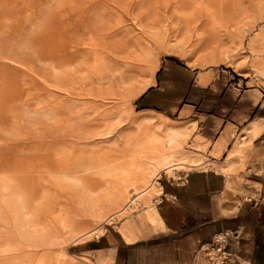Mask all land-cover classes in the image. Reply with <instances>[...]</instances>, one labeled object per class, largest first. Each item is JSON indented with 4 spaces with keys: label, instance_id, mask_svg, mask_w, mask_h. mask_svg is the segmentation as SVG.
<instances>
[{
    "label": "rangeland",
    "instance_id": "1",
    "mask_svg": "<svg viewBox=\"0 0 264 264\" xmlns=\"http://www.w3.org/2000/svg\"><path fill=\"white\" fill-rule=\"evenodd\" d=\"M196 1L0 0V264H113L110 255L102 254L116 246H120L121 251L114 258L115 264H158L161 261L171 264L175 256L172 245L188 232L190 224L203 217L198 209L205 204L206 195L201 194V191H207L206 186L214 189V204L222 197L219 187L223 174L234 183V188L224 195L228 202L223 209L229 210L239 201V206H264L244 200L245 196H252L260 190L252 180L257 173L264 176V160L260 155L264 144L258 141L254 147L247 133L236 138L237 129L256 117L258 102L264 96L263 78L250 70L249 62L253 56L248 49L255 40L256 32L263 27L264 18L260 19L257 11L252 9L251 18L246 20L248 25L243 26L242 54L246 55L247 64H243L240 72L224 64H199L195 61V66H189L186 58L180 57L178 40L171 32H174V24L180 25L182 14H197L198 11L193 9ZM222 1L231 3L234 0ZM236 1L250 3V0ZM138 12L155 14V17L163 18V24L170 21L174 24L165 30V36L155 39L159 43L152 47L154 49H151L152 53L145 62L140 63L143 66L137 65L143 67L146 73H153L154 64H159L157 72L160 70V74H153L156 84L150 87L151 90L141 101L132 99L131 103H126L122 98L124 94L116 87L126 68H122L123 64L119 61L121 66L114 61L118 60L119 55H129L133 49L129 46L122 54L112 47H117L119 41L130 45L139 38V29L131 19V14ZM171 14L176 15V18L171 17ZM200 19L203 20L202 17ZM89 40L94 45L90 46ZM94 46L99 61H93V64L89 51ZM85 61L92 65V68L87 65L89 71H86L89 69L86 64L85 67L82 64ZM106 63L111 66L110 70H105L104 66L108 67ZM117 68L119 70L116 71ZM246 71L249 72L247 76L243 74ZM86 77L92 79L87 81ZM113 84L115 88L111 86ZM78 106L88 110L81 108L80 111ZM111 106L118 112L121 124H110V132L103 142L101 133L105 125L101 114L106 110L104 108ZM76 109L78 112L75 113ZM147 109L162 112L163 118L170 122L173 120L172 123L176 125L192 124L184 147L198 150L209 159L206 167L185 172L188 175L182 179L184 173L178 167L175 176L163 173L171 174V171H161L158 179L159 174L153 179L154 183L158 180L169 189L182 188L180 195L184 198L192 193L196 195H193L189 207H182L184 229L176 234L167 230L157 233L150 230L157 224L156 220L147 219L148 211L155 209L154 199L159 200L158 186L155 187L154 183L148 198H138L139 206L129 207L124 214L109 217L125 205L126 199L110 206L111 200L105 193L114 180L110 176H102L99 169H103L107 163L122 165L127 160L125 156L135 148L132 139L141 138L144 132L154 130L149 124L139 122V119L125 130L129 140L119 141L115 138L132 119L149 114L144 112ZM77 114L82 118L79 119ZM79 121L86 125L90 123L87 133L77 129ZM228 128L230 136L227 144L222 149L219 147L216 153L213 141ZM198 134L208 138V146L202 143ZM61 137L63 140L58 141ZM235 140L240 141L239 145L242 144L240 152L229 160L230 168L224 164L225 167L220 163L224 159L227 162V151L233 147ZM91 158L97 167L94 169L97 173L94 174L82 170ZM252 163H255L254 166ZM184 168L188 169L187 166ZM59 169L77 171L74 175L84 178L90 188L99 193L98 203L102 205L104 201L103 218L99 219L91 213L89 199L82 193L81 187L72 180L61 179ZM184 184L189 187L184 189ZM137 187L138 191L143 188L142 185ZM238 187L243 191H239ZM160 201L156 203L157 207L162 206L167 210H171L174 203L176 206L182 204L172 197L162 203ZM220 212L223 214L222 210ZM59 216L67 217L68 226L66 224L63 227L58 222ZM28 221V226L32 224L29 228L26 224ZM35 223L37 229L34 228ZM98 227V237L93 233L87 238L81 237ZM127 234L140 236L141 241L126 248L121 237L126 240ZM98 240H102L100 245L103 244L104 248L95 247L99 244ZM207 242H200L195 247V257ZM233 242L235 239L231 236L229 249L235 253ZM61 253L65 254L66 260L59 256ZM200 257L204 264H208L202 255ZM234 260L236 258L231 259L229 264Z\"/></svg>",
    "mask_w": 264,
    "mask_h": 264
},
{
    "label": "bare ground",
    "instance_id": "2",
    "mask_svg": "<svg viewBox=\"0 0 264 264\" xmlns=\"http://www.w3.org/2000/svg\"><path fill=\"white\" fill-rule=\"evenodd\" d=\"M217 1L218 0H197L196 3L193 5V9H196L198 11L197 14H194V15H196V17L193 18L194 15L191 13L190 14L187 13V15L182 14V18L180 20V25H177V26H176V24H174V22L172 23L170 21L171 17L176 18V15L172 16L173 14H171V17L168 18V20L170 19L169 20L170 22L166 21L167 23H164V24H163V22H164L163 18H160V16L155 17L154 16L155 14L149 15L148 13H142V12L131 14L132 15L131 19H132L133 23L139 29V31L137 33V35L139 34V38L137 37V39L134 40L132 42V44H130V45H128V43L126 45V42H124V41H123L124 43L119 41L117 47H115V45L112 47V49L114 48L115 50L117 48L118 53H122V52L126 51L129 46H131L133 49V51L132 50L130 51L129 55L124 56V55L118 54L119 55L118 60L114 59L115 60L114 62H117V64L120 62L123 64V65L121 64L122 68H124V67L126 68L123 70L124 72L126 70V74H124V72H122L123 74L121 73V77H120V80L118 81V84L115 83L116 87L120 90V92H122V94H124V95H122V98L124 99V101L126 103H131L130 101L132 99L138 100L141 96H143L147 92V90L150 87H152L155 84L156 80H155V77L153 74H155V72H157V70L159 68V64H157V63L154 64V70L155 71L153 73L152 72L146 73L144 68L141 67L143 65H141L140 63L145 62L146 58L148 56H150V54L152 53L151 52L152 47L156 43H159V42H156L155 39L160 38V36L161 37L165 36V34H166L165 30H167V28L170 27V25L172 26L173 24H174V32H171V33H174V35L173 34L172 35L175 36L176 39L178 40L177 46H178V51L181 53L180 57H182V56L185 57L187 60V64L189 66H195L194 65L196 63L195 61L199 62V64H200V62L201 63L204 62V64L209 63L211 65L224 64L227 66H232L236 71L240 72V68L244 67L243 64H245V65L247 64V60L245 59L246 55L243 56V54H242V50H243L242 33H244V29H245L243 26L248 25L246 23L247 22L246 20H249L251 18L250 13H251L252 9H255L257 11V14L259 15L260 19L264 18V10H262V9H264V7L261 9V7L264 6V0H250V3H245L244 1H241L242 2L241 3L240 1H236V0L231 1V3H230V1H227V2H223L222 0H219V2H217ZM177 17H179V15H177ZM200 17H202L203 20L200 19ZM172 21H173V19H172ZM169 29L171 31V28H169ZM172 31H173V29H172ZM90 38H91V36H90ZM263 38H264V28H262L261 30L256 32L255 40L248 46V49L250 50V52L252 53V56H253L249 62L250 70L254 71L253 73H255V75H257V76L259 75L264 79V44H262V43H264ZM138 39H139V41H137ZM257 41H259V43ZM89 42H90V40H89ZM89 42H87V44H89ZM129 43H131V42L129 41ZM174 43H175V41H174ZM96 44H98V43H96ZM91 45H94V43L90 42V46ZM90 46H89V48H90ZM96 46H94V48L92 47V49L89 51L90 54L92 55V56L91 55L90 56L93 58L92 63H93V61H94V63H97L99 61L98 55H97V50H95ZM99 50L100 49L98 48V51ZM179 52H178V54H179ZM98 53H100V52H98ZM173 54H175V53H173ZM90 56H88V58ZM84 63L86 64L87 62L86 61L82 62L83 65H84ZM87 65H89V64H86V66ZM108 65L109 64L106 63V66H108ZM121 65L118 64V66H121ZM137 65H141V66L137 67ZM90 66H92V65H89V67ZM84 67H85V65H84ZM89 67L87 66V69ZM109 67H111V66H108L107 68L104 66L105 70L106 69L110 70ZM90 68H92V67H90ZM90 68L86 71H89ZM119 68H121V67H119ZM117 70H119V69L117 68L116 71ZM120 70L122 71V69H120ZM243 74H245L247 76V75H249V72L246 71ZM124 75H126V76H124ZM88 77H86V79H87V81H90L92 78H88ZM86 79H84V80H86ZM88 79H90V80H88ZM95 79H97L96 76H95ZM104 84H105V82H104ZM100 85H102V83ZM100 85H98V86H100ZM263 85H264V81H263ZM111 86H114V84ZM114 88H115V86H114ZM107 89H110V88L107 87ZM114 90H116V89H114ZM119 90L118 91L116 90V91L119 92ZM116 91L114 93H117ZM107 94H108V92H107ZM109 94H111V92ZM84 105H86V104L84 103ZM86 106H88V105H86ZM95 106H97L96 103H95ZM79 107L80 106H78V108ZM101 107H103V106L101 105ZM81 108H83V107H81ZM81 108H79L80 111L82 110ZM104 109H106V110L101 114V116L103 117L104 125H105L104 132L101 133V136L104 137L103 142L107 138L108 133L110 132V129H111L110 124H114L115 126L121 124V120L119 119V114L116 111L115 107L111 106L109 108L106 107ZM77 110L78 109H76V111L74 110V112L75 113L78 112ZM83 110H88V109L83 108ZM69 112L71 113V110ZM90 112H93V111H90ZM144 112H149V114L147 113V114L139 116L138 118L132 119L131 123H129L127 126L125 125V127L121 130V132L115 138H117L119 141L123 140V139L129 140V135H126L125 130L127 131L130 128V124H132V123L135 124L136 122H138L139 119H140L139 122L149 124L150 127H154V130H152L151 132H144V134L141 138L132 139L133 140L132 143L134 144L135 148L132 152H130L128 155L125 156L127 160L122 165L107 163L104 165L103 169H99L100 170L99 172L101 173L102 176H110L114 180V183H112V185H110V187L108 188V191L105 193V195H107L110 198V199L109 198L108 199L111 200L110 206L112 207L114 205H118L121 201H124V199H126L125 205H123L117 211L110 214L109 217L114 216V215L117 216L119 214H124L125 211L127 210V208H129V207L134 208L135 206H139V202H140L139 197H142L145 199L148 198V192H149L152 184L154 183L153 179L161 171H169V172L171 171L172 172L171 175L175 176L177 174L176 173L177 167L187 166L189 168H195V167H199V166L203 165L205 162L209 161L207 159V157H204L202 155L201 152L196 151V150L187 149L184 147V142L188 139L189 132H190V126L188 124L176 125V124L172 123L173 120H171V122L168 121L167 119L163 118V114L161 112H157L154 110H145ZM78 116H80V117H78ZM77 117L79 119L82 118L80 114L79 115L77 114ZM82 122L83 121H79V123H77V129L81 132L87 133V131L89 130V126H90L89 124L90 123L87 121V123H89V124L86 125ZM244 129L243 130L246 131L247 134L250 133V135H251L250 137H254L259 132V129L256 127H251L248 129L244 128ZM90 135H91V133H90ZM57 140L62 141L63 138L61 137V138H58ZM239 143H240V141H237L236 143H234L232 149H230L228 151V157H226L227 162H225V159H224V161L221 162L220 164H222L223 166L226 165L230 168V163H228L229 160L233 156H235L237 153L240 152L239 148L241 147L242 144L239 145ZM217 151L218 150H215L216 153H217ZM42 156H43V154H42ZM217 156H218V154H217ZM57 166H58V164H57ZM95 168H97L95 166V161H94V159L91 158V159H89L88 165L85 166L82 170H83V172L84 171H86V172L90 171L89 173L94 174V173H97V171L94 170ZM55 169H56V165H55ZM61 170H60V175H59V176H61L60 178L65 179V180H72L73 182H75L76 185L80 186L82 193L85 194V196L88 197V199H89L90 207H89V204H87V205H88L91 213H93L95 215V217H97L99 219L103 218L104 209L102 208L103 207L102 205H104L103 204L104 201H102L100 199L103 203H102V205H100V203H98L97 200L100 196L99 193L92 190L90 188V186L87 184V182H85V180H83L84 178L78 177L77 174L74 175L77 171L70 170V169H65L62 171ZM230 183H229V185H230ZM5 185L6 184L4 183V186ZM137 185H142L143 188H141L138 191ZM6 193H7V191H6ZM157 195L159 196V194H157ZM254 196H255V193L251 197H254ZM249 197L250 196L244 197V200H247ZM26 201H27V199H26ZM101 201H99V202H101ZM105 201L107 202V197H106ZM155 201H157V200L154 199V202ZM18 202H19V200H18ZM83 202H85V201H83ZM21 207H22V205H21ZM19 208H20V206L18 207V209ZM20 211L21 210H19L18 212H20ZM27 211L29 212V210H27ZM31 214H32V212H31ZM31 214H29V215H31ZM19 216H20V214H19ZM15 217H17V215ZM31 217H33V216H31ZM109 217H107V219ZM148 217L150 220H152V219L157 220L156 216H154L152 214L151 210L148 211V213H147V219H148ZM21 220L23 221V219H21ZM59 220H58V222H60V224L63 227H66V224L68 226V223H67L68 219L66 216H59ZM34 221H36V220L33 219V222ZM22 223L24 224V221ZM22 223H21V226H22ZM30 223H31V221H30ZM36 223L38 224L37 221H36ZM36 223H35V227L34 226L33 227L37 229L38 226H36ZM26 224L28 226L29 221ZM19 225H20V223H19ZM33 225H34V223H33ZM30 226H32V224L29 225L27 228H29ZM22 228L24 229V226H22ZM99 229H100V227L91 229L90 231L85 232L81 237L87 238V235H90L91 233H93L95 235ZM96 237H98V234H96ZM11 249H15V248L12 247ZM0 252H1V250H0ZM6 252H7V250H6ZM199 252H200V254L199 253L198 254L202 255V258L206 259L208 264H218L216 260L214 262H211L209 260L208 256L205 254L204 250L203 251L199 250ZM211 255H213V253H211ZM59 256L61 258H65V260L67 258V257H65L64 253H61ZM60 257L58 258V260L60 259ZM65 260H62V261H65ZM52 264H54V263H52ZM56 264H58V263H56ZM62 264H63V262H62Z\"/></svg>",
    "mask_w": 264,
    "mask_h": 264
},
{
    "label": "crops",
    "instance_id": "3",
    "mask_svg": "<svg viewBox=\"0 0 264 264\" xmlns=\"http://www.w3.org/2000/svg\"><path fill=\"white\" fill-rule=\"evenodd\" d=\"M263 22H264V19H263ZM262 28H264V23H263ZM234 71L236 70L234 69ZM154 77L156 80V76ZM258 103H259V106H257L256 108V113H257L256 117L251 118L242 127L238 128L237 129L238 132L236 134V138L242 137V135L246 133V131H244L245 130L244 128L246 129L251 128V127L258 128L259 129L258 134L255 135L254 137H251L252 138L251 141L253 142L254 147H255L254 145L255 142H258V141L259 143L264 144V96L261 99V102L259 100ZM147 110H152V109H147ZM154 111H157V110H154ZM157 112H160V111H157ZM193 120L196 121L195 118H193ZM188 125L190 126V130H191L193 125L192 124H188ZM229 132H230L229 128L224 129L223 133L219 135L213 141V144H214L213 149L217 150L219 147H221L222 149V147L226 146L227 140L230 136ZM189 135H190V132H189ZM198 135L202 138V141H203V142L202 141L200 142L205 143V145L208 146L210 142L208 138L204 137L201 134H198ZM249 136H251L250 133H249ZM263 148H264V145H263ZM187 149L189 148L187 147ZM230 149H228V151ZM263 154H264V150L260 153V155L262 156L264 160ZM207 164L208 162L199 167H203V166L206 167ZM254 164L255 163H252L253 166ZM258 165H257V169L259 168ZM262 165L263 164L260 165L261 168H263ZM184 167L186 166L178 167V169H180V172L184 173L183 176L181 175V179L184 178L186 175H188V173L185 174V172L199 168V167H195V168L188 167V169H185ZM163 173L168 176H172L171 174H168L167 172H163ZM161 174L157 176V179ZM255 177L256 178L253 179L252 181L259 186L261 190V194L264 197V176L262 177L259 173H257ZM220 182L221 184L219 187L220 189L219 195H222V197L220 199H217L216 204H214V200H213L214 198L212 194V192H216L214 191V189H209L208 186H206L205 189L207 191H201V194L205 193L206 195L205 204L200 206L198 209L200 216L203 215V217L199 221L198 220L195 221L194 224H190L188 226V232L184 236H181L178 239V241L172 245L175 256L173 257L171 264H204L203 260L200 257L201 255L197 254V256L195 257V254H194L195 247L200 242L209 241L211 237L213 236V234H215L216 232L220 230H230V231H233L234 233H237V237H235L236 239L234 238L235 242H233V246H235V249H234L235 256H230V259H229L231 260V259L236 258V260H234L232 264H264V206H253L249 204H244V205L239 206L241 202L239 201L238 203L236 202L233 206H231L229 210L223 209L224 204L228 202L227 201L228 199L225 200L224 195H226L228 191L234 188V183L230 178L225 177L224 174ZM156 186H158L159 200L155 201V205H154L155 209H151V212L154 216H156L157 224L155 227L150 228V230L151 232H154V233L164 232L167 230L169 233L176 234L177 232L184 229L183 225H184L185 216H184V212L181 210L182 207L183 206L189 207V204L191 203L190 201H193L192 199L193 195L194 197L196 195L192 193L187 198H184L180 195V191L182 188L171 187L169 189L166 186L162 185L158 180L155 182V187ZM183 186H184V189L189 187L187 184H184ZM239 189L243 191L241 187H238V190ZM199 193L200 192H198L197 194ZM161 195H162V198H160ZM168 197H172L178 202H182V204L180 206H176L175 203L172 205L170 204L171 210H167L166 208L162 206L157 207L156 203L160 201V199H161L160 203H162L164 202V200H167ZM220 210H222L223 214H221ZM195 215L197 216L198 214L195 212ZM205 215H208V216H205ZM134 236L135 235L133 234H127L125 236L126 240L123 237H121L124 244L126 245L125 246L126 248L128 245H134L141 241L139 239L140 236L139 237L138 236L134 237ZM100 241L102 240H98L97 243L99 244H97L96 246L94 245L97 249L104 248L103 244L100 245L101 243ZM236 241H237V244H234L236 243ZM120 251H121V247L116 246L115 248L113 249L111 248L110 250L103 253L102 255L103 256L110 255L111 262L115 264L114 258L116 259L120 255L119 254ZM158 264H164V261H161Z\"/></svg>",
    "mask_w": 264,
    "mask_h": 264
},
{
    "label": "built area",
    "instance_id": "4",
    "mask_svg": "<svg viewBox=\"0 0 264 264\" xmlns=\"http://www.w3.org/2000/svg\"><path fill=\"white\" fill-rule=\"evenodd\" d=\"M245 201L250 202L254 205H258L261 203L264 204V197L261 194V191L259 190L255 191L254 197L250 196ZM231 236L235 238L237 237V233H234L230 230H220L212 236L210 242L204 243L201 246L200 250H204L205 254L208 256L211 262H214L216 260L218 264H229L228 260L230 259V256L235 255V253H233L229 249ZM211 253H213V255H211Z\"/></svg>",
    "mask_w": 264,
    "mask_h": 264
},
{
    "label": "trees",
    "instance_id": "5",
    "mask_svg": "<svg viewBox=\"0 0 264 264\" xmlns=\"http://www.w3.org/2000/svg\"><path fill=\"white\" fill-rule=\"evenodd\" d=\"M159 74H160V70L157 72V76H158ZM150 90H151V88L148 89L147 92H146L143 96H141V97L139 98V101H141V100L145 97V95H146Z\"/></svg>",
    "mask_w": 264,
    "mask_h": 264
}]
</instances>
